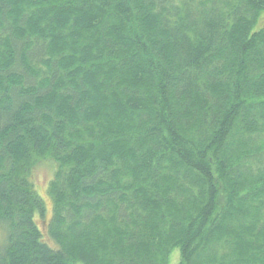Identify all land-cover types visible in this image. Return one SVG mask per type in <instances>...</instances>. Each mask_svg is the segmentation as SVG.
I'll return each instance as SVG.
<instances>
[{
    "label": "trees",
    "instance_id": "obj_1",
    "mask_svg": "<svg viewBox=\"0 0 264 264\" xmlns=\"http://www.w3.org/2000/svg\"><path fill=\"white\" fill-rule=\"evenodd\" d=\"M170 263L264 264V0H0V264Z\"/></svg>",
    "mask_w": 264,
    "mask_h": 264
},
{
    "label": "rangeland",
    "instance_id": "obj_2",
    "mask_svg": "<svg viewBox=\"0 0 264 264\" xmlns=\"http://www.w3.org/2000/svg\"><path fill=\"white\" fill-rule=\"evenodd\" d=\"M50 175H51V170L49 167L41 166L37 168L35 173L36 184L45 187ZM170 264H175V263H170Z\"/></svg>",
    "mask_w": 264,
    "mask_h": 264
}]
</instances>
